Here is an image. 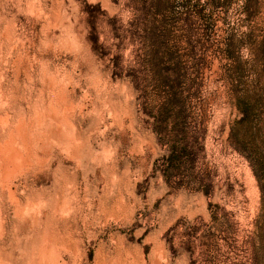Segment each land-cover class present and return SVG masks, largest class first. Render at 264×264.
<instances>
[{
  "label": "rangeland",
  "instance_id": "374dc122",
  "mask_svg": "<svg viewBox=\"0 0 264 264\" xmlns=\"http://www.w3.org/2000/svg\"><path fill=\"white\" fill-rule=\"evenodd\" d=\"M0 264H264V0H0Z\"/></svg>",
  "mask_w": 264,
  "mask_h": 264
}]
</instances>
